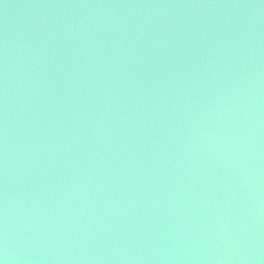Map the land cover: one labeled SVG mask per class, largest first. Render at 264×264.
<instances>
[{
    "label": "water",
    "instance_id": "95a60500",
    "mask_svg": "<svg viewBox=\"0 0 264 264\" xmlns=\"http://www.w3.org/2000/svg\"><path fill=\"white\" fill-rule=\"evenodd\" d=\"M0 264H264V0H0Z\"/></svg>",
    "mask_w": 264,
    "mask_h": 264
}]
</instances>
